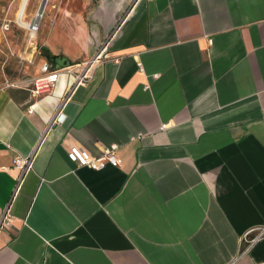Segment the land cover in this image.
Listing matches in <instances>:
<instances>
[{"label":"crops","instance_id":"obj_1","mask_svg":"<svg viewBox=\"0 0 264 264\" xmlns=\"http://www.w3.org/2000/svg\"><path fill=\"white\" fill-rule=\"evenodd\" d=\"M63 2L51 88L0 83V264L264 260V237L240 255L264 226V0ZM113 144L120 166L69 157Z\"/></svg>","mask_w":264,"mask_h":264},{"label":"rangeland","instance_id":"obj_2","mask_svg":"<svg viewBox=\"0 0 264 264\" xmlns=\"http://www.w3.org/2000/svg\"><path fill=\"white\" fill-rule=\"evenodd\" d=\"M20 1L0 0V83L3 84L31 82L40 75V69L50 55L47 43L50 28L55 25L66 0L46 1L34 33L16 21ZM40 3L41 0H29L26 21L31 20ZM90 58L82 59L79 55L74 61L82 63Z\"/></svg>","mask_w":264,"mask_h":264},{"label":"built area","instance_id":"obj_3","mask_svg":"<svg viewBox=\"0 0 264 264\" xmlns=\"http://www.w3.org/2000/svg\"><path fill=\"white\" fill-rule=\"evenodd\" d=\"M101 56H102V50H98L90 60L86 62L78 63L76 65V69L65 67L62 70H64L74 78L73 81L74 86L79 85V83H84L90 78L88 74L89 67L94 61L98 60ZM114 60L118 62L119 57H114ZM58 72H59L58 70L51 69L47 63L44 64L40 69V75L37 76L34 80L32 93L34 95L46 93L51 88L52 84L57 80ZM57 110L58 111L51 119L50 124L62 122L63 119L60 118L62 114L60 107ZM115 148H116L115 144L110 145L104 148L99 155L93 156V155H88L82 148L80 149L77 147H73L69 152V157H71L73 161L77 162L79 166L83 165L94 170L101 169L107 165H110L112 167L120 166V161L115 154ZM13 164L17 167L19 166L21 169L24 170L28 165V161L22 159L17 155L13 160ZM6 221H7V210L6 212H4L3 216L0 219V228L4 224H6ZM256 231H257L256 233L252 230L245 231V233L243 234L240 240V248H241L240 255H244V253H246L252 248L253 244H255L261 238L264 237V226L259 227ZM233 261H231L229 264H232ZM255 264H264V260H261L260 262H256Z\"/></svg>","mask_w":264,"mask_h":264},{"label":"bare ground","instance_id":"obj_4","mask_svg":"<svg viewBox=\"0 0 264 264\" xmlns=\"http://www.w3.org/2000/svg\"><path fill=\"white\" fill-rule=\"evenodd\" d=\"M46 1L47 0H41V3L42 2L46 3ZM28 4H29V0H21L20 1L19 5H18V9H17L16 14H15L16 15V21L20 26L28 29L29 31L31 30L33 32L37 27L38 20L42 16L41 14H42L43 10L39 11V7H40V5H39L38 8L36 9L35 13L33 14L34 16L28 22L25 20V17H26L25 11H26Z\"/></svg>","mask_w":264,"mask_h":264},{"label":"water","instance_id":"obj_5","mask_svg":"<svg viewBox=\"0 0 264 264\" xmlns=\"http://www.w3.org/2000/svg\"><path fill=\"white\" fill-rule=\"evenodd\" d=\"M44 6H45V2H44V3L42 2V3L40 4L39 11H40V10L42 11L43 8H44Z\"/></svg>","mask_w":264,"mask_h":264}]
</instances>
